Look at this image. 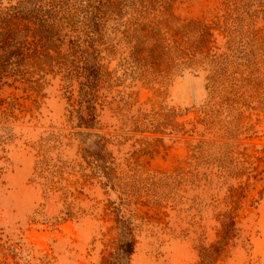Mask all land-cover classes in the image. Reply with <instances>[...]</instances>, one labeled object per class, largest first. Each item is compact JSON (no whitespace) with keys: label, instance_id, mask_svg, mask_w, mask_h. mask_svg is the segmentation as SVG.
<instances>
[{"label":"rangeland","instance_id":"obj_1","mask_svg":"<svg viewBox=\"0 0 264 264\" xmlns=\"http://www.w3.org/2000/svg\"><path fill=\"white\" fill-rule=\"evenodd\" d=\"M124 235L126 264H264V0H0V264Z\"/></svg>","mask_w":264,"mask_h":264},{"label":"trees","instance_id":"obj_2","mask_svg":"<svg viewBox=\"0 0 264 264\" xmlns=\"http://www.w3.org/2000/svg\"><path fill=\"white\" fill-rule=\"evenodd\" d=\"M82 121H85L83 117L80 118ZM133 240L129 239L128 235L123 236V241L118 247V252L114 257V262L112 264H126L128 262L129 256L132 254Z\"/></svg>","mask_w":264,"mask_h":264}]
</instances>
